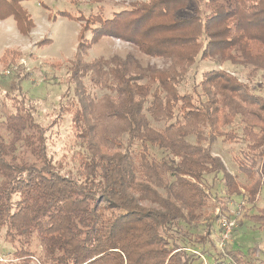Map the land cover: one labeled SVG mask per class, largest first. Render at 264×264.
I'll return each mask as SVG.
<instances>
[{"label":"trees","instance_id":"trees-1","mask_svg":"<svg viewBox=\"0 0 264 264\" xmlns=\"http://www.w3.org/2000/svg\"><path fill=\"white\" fill-rule=\"evenodd\" d=\"M194 2L193 14H183L187 0H149L96 29L95 37L130 31L147 53L168 57L170 67L144 68L130 56L86 61L77 49L65 78L71 93L63 102L61 94L47 129L19 115L9 120L10 130L35 131L22 139L29 161H16L0 139V230L20 243L11 264H32V257L38 264H264L257 246L247 249L249 259L238 244L212 253L206 247H213L212 223L198 233L213 185L249 204L262 185L264 99L256 90L264 84L248 89L211 69L190 92L178 89L198 55L262 71L264 78V0ZM14 15L18 29L31 27L23 9ZM15 53L4 51L1 64ZM237 117L241 135H222L242 143L239 171L251 178L246 163L262 164L247 186L201 144L205 127L211 139ZM60 118L71 149L47 154L44 131ZM243 214L264 223L263 209Z\"/></svg>","mask_w":264,"mask_h":264},{"label":"rangeland","instance_id":"rangeland-1","mask_svg":"<svg viewBox=\"0 0 264 264\" xmlns=\"http://www.w3.org/2000/svg\"><path fill=\"white\" fill-rule=\"evenodd\" d=\"M148 1L0 0V56L8 49L16 52L15 58L6 57L4 65L0 62V139L9 144L11 156L15 157L16 161L32 160L22 139L26 134L31 136L35 131L27 129L16 132L10 130L11 128L8 129L7 123H11L9 120L19 115L25 119L31 118L39 127L47 129L48 124L54 119V112L59 109L57 104L61 94L66 92L61 100L63 102L71 93H68V82L65 78L67 70L71 68L69 60L77 49L81 51L82 58L86 61L130 56L144 68L153 67L161 70L170 67L168 57L147 53L134 41L137 37L130 36V31H124L123 27L124 35L115 36L102 30L104 34L95 37L96 29L101 27L105 20L115 16L116 13H123L131 6L136 10L137 6ZM194 3V0H187L186 7L180 12L193 14ZM20 8L31 19V27L27 30L18 29L17 26L14 14L20 11ZM62 11L72 17L64 16L61 14ZM142 36H145L143 32ZM15 64H18V67L14 66ZM188 65L178 87L180 92H190L194 84L201 79L202 72L211 69L224 70L234 76L238 82L248 85V89L253 90L255 85L264 84L262 71L249 72L250 68L239 64L220 62L211 57L201 59L198 55L194 64ZM256 92L264 99L263 90ZM59 121L56 127L44 131V146L47 154L55 152L60 156L64 153L60 148L70 146V139L63 131L68 124L67 120L60 118ZM153 126L159 127L160 124ZM241 126L242 122L237 117L231 124L218 127L216 131L218 136L211 139L208 136L209 129L205 127L204 140L201 144L209 147L212 155L220 157L228 173L240 186H247L251 180L260 176L261 158L257 159L253 166L252 162L246 163L251 171L250 178L248 174L239 171L236 163L242 143L235 141L236 139L227 140L222 135L224 132L230 133V130L236 135H241ZM34 139L35 144L40 145L36 136ZM188 140L191 143L195 141L193 136L188 137ZM263 156L264 154L261 157ZM260 186L255 200L253 199L250 204L246 203L245 198L229 199L223 189L212 186V190L208 193L210 202L202 212L200 218L202 226L198 232L202 233L206 225L212 223L208 237L213 247L206 245L212 253L224 255V247L238 244L245 258L249 259L247 249L257 246L258 258L264 261V223L248 220L243 214L244 211L248 215L257 214L259 209L264 211V180ZM215 192L216 196H214ZM221 204L224 206L221 207ZM214 217L218 219L215 220ZM222 221L231 222L227 232L224 227L222 232L219 231V224H222ZM240 222L242 226H238ZM225 233L226 238H224ZM19 244L16 238L6 237L4 230H0V264L17 261L11 253ZM32 261V264H38L36 258L32 257Z\"/></svg>","mask_w":264,"mask_h":264},{"label":"built area","instance_id":"built-area-1","mask_svg":"<svg viewBox=\"0 0 264 264\" xmlns=\"http://www.w3.org/2000/svg\"><path fill=\"white\" fill-rule=\"evenodd\" d=\"M231 222L222 221V226L224 227L225 231L227 232L230 227ZM224 238H226V233L224 235Z\"/></svg>","mask_w":264,"mask_h":264}]
</instances>
